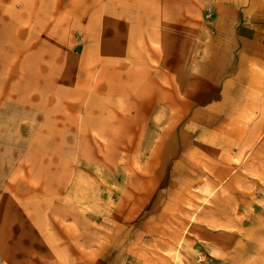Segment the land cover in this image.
Instances as JSON below:
<instances>
[{
	"label": "rangeland",
	"instance_id": "374dc122",
	"mask_svg": "<svg viewBox=\"0 0 264 264\" xmlns=\"http://www.w3.org/2000/svg\"><path fill=\"white\" fill-rule=\"evenodd\" d=\"M214 1L0 0V264H264Z\"/></svg>",
	"mask_w": 264,
	"mask_h": 264
},
{
	"label": "crops",
	"instance_id": "0c3cea01",
	"mask_svg": "<svg viewBox=\"0 0 264 264\" xmlns=\"http://www.w3.org/2000/svg\"><path fill=\"white\" fill-rule=\"evenodd\" d=\"M212 4L219 19L217 37L224 43V71L232 77L224 81V92L232 86L239 92L264 90V0H215Z\"/></svg>",
	"mask_w": 264,
	"mask_h": 264
},
{
	"label": "bare ground",
	"instance_id": "6f19581e",
	"mask_svg": "<svg viewBox=\"0 0 264 264\" xmlns=\"http://www.w3.org/2000/svg\"><path fill=\"white\" fill-rule=\"evenodd\" d=\"M252 60H254V59H252ZM251 60V61H252ZM228 224V223H227ZM218 225V224H217ZM230 225V224H229ZM242 225V224H241ZM239 226H240V224H239ZM228 227V226H227ZM238 228V227H237ZM238 230H239V228H238ZM260 232H262V231H260V230H256L255 232H254V238H255V240H258V243H257V246L255 247V248H257L256 250H258L260 247H262V248H264V244H262V243H260V235H259V233ZM257 252V251H256Z\"/></svg>",
	"mask_w": 264,
	"mask_h": 264
}]
</instances>
